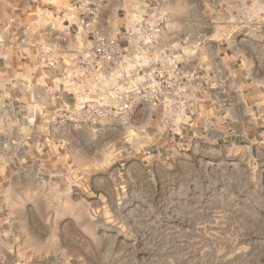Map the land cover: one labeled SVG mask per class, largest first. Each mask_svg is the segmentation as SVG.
I'll return each instance as SVG.
<instances>
[{
    "label": "rangeland",
    "instance_id": "374dc122",
    "mask_svg": "<svg viewBox=\"0 0 264 264\" xmlns=\"http://www.w3.org/2000/svg\"><path fill=\"white\" fill-rule=\"evenodd\" d=\"M222 1H174L180 5L177 22L166 23L189 31L226 24L225 30L210 28L207 38L244 48L253 59L252 76L259 75L264 0H231L226 10ZM153 10L164 13L159 6ZM215 70L222 75L220 66ZM249 84L246 78L244 93L237 94L243 109L236 111L247 120ZM217 99L230 107L227 95ZM259 116L253 129L225 122L210 128L209 141L198 142L197 151L178 139L165 143L169 138L154 128L152 141L122 137L144 130L145 122L126 131L95 128L90 142L84 130H65L70 140L54 143L59 157L42 159L39 169L36 161L22 159L26 144L12 112L0 111V264H264ZM148 149L150 157H144Z\"/></svg>",
    "mask_w": 264,
    "mask_h": 264
},
{
    "label": "crops",
    "instance_id": "0c3cea01",
    "mask_svg": "<svg viewBox=\"0 0 264 264\" xmlns=\"http://www.w3.org/2000/svg\"><path fill=\"white\" fill-rule=\"evenodd\" d=\"M174 1L181 0H155L154 7L150 6L151 0H132L130 3L128 0H0V111H11L20 129L21 142L26 144L22 159L36 161L40 169L42 164L39 161L42 159L59 157L54 151L55 142L67 143L70 140L71 136L67 137L62 131L72 130L80 134L84 130V140L88 142L97 135L95 128L85 123L74 125L54 119L55 110L67 106L71 97L66 93L53 96L45 92L43 85L47 79L43 76L44 68L38 63L36 47L50 43L57 48L54 57L58 61L70 62L73 50L78 45L73 39V32L81 31L84 22L119 37L125 15L133 10H153L159 6L166 13L167 20L177 22L175 14L180 10V5H174ZM206 5V12H212ZM232 6L231 0L222 1L224 10ZM226 13L229 14V11ZM116 14L118 17H114ZM175 27L165 24L157 46L163 50L181 52L185 67L198 70L203 78V90L196 103L195 114L185 127L182 143L192 145V151H197L198 142L209 141L207 135L210 128L223 122L234 127L243 124L252 129L255 123L257 127L256 112L260 115L258 119H264L261 116L264 114V66H260L259 75L252 76L253 59L249 58L247 51L241 47L233 50L229 42L224 44L220 38H207L206 32L211 28L209 23L191 31L189 28ZM227 28L226 24L217 23L211 29L220 31ZM85 45H90L89 40ZM219 66L223 70L222 75L216 73L215 69ZM246 78L250 79L247 94L252 99L249 102L252 106L257 105L251 106L249 120L239 114L243 105L237 98V94H243L246 89ZM51 80L56 81L52 76ZM223 94L227 95L230 107L219 104L217 98ZM204 117H208L209 121ZM142 122L146 123L144 130L133 131L134 134L124 133L122 137L128 141L154 140L151 138L154 135V113L149 108L143 107L135 113L132 128L133 125L140 127ZM233 134L236 135V132ZM153 137L156 138V135ZM163 140L178 144L175 138ZM144 157H150L149 149L144 151ZM155 169L152 167L153 171Z\"/></svg>",
    "mask_w": 264,
    "mask_h": 264
},
{
    "label": "built area",
    "instance_id": "2783aa9c",
    "mask_svg": "<svg viewBox=\"0 0 264 264\" xmlns=\"http://www.w3.org/2000/svg\"><path fill=\"white\" fill-rule=\"evenodd\" d=\"M166 19L152 9L133 10L125 15L119 37L84 22L81 31L73 32L78 45L70 62L54 57V45H38V63L47 79L45 92L71 97L67 106L55 110L54 119L96 129H126L132 128L135 113L145 107L154 113L155 131L182 140L195 114L203 78L198 70L185 67L181 52L157 46Z\"/></svg>",
    "mask_w": 264,
    "mask_h": 264
}]
</instances>
